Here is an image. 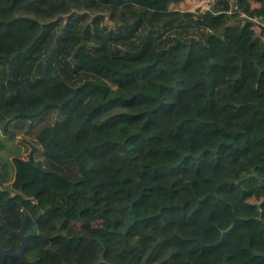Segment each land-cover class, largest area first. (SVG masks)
I'll return each mask as SVG.
<instances>
[{
  "label": "clouds",
  "instance_id": "obj_1",
  "mask_svg": "<svg viewBox=\"0 0 264 264\" xmlns=\"http://www.w3.org/2000/svg\"><path fill=\"white\" fill-rule=\"evenodd\" d=\"M0 264H264V0H0Z\"/></svg>",
  "mask_w": 264,
  "mask_h": 264
}]
</instances>
